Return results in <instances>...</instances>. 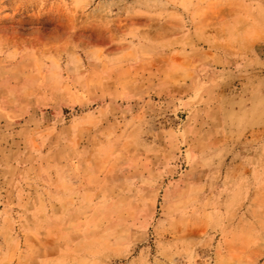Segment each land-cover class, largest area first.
<instances>
[{
	"label": "rangeland",
	"instance_id": "374dc122",
	"mask_svg": "<svg viewBox=\"0 0 264 264\" xmlns=\"http://www.w3.org/2000/svg\"><path fill=\"white\" fill-rule=\"evenodd\" d=\"M0 264H264V0H0Z\"/></svg>",
	"mask_w": 264,
	"mask_h": 264
}]
</instances>
